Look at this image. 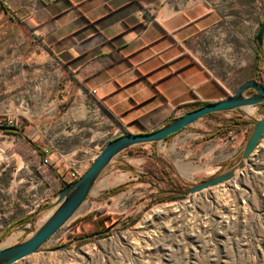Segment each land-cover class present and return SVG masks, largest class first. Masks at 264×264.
I'll list each match as a JSON object with an SVG mask.
<instances>
[{"label":"crops","instance_id":"crops-1","mask_svg":"<svg viewBox=\"0 0 264 264\" xmlns=\"http://www.w3.org/2000/svg\"><path fill=\"white\" fill-rule=\"evenodd\" d=\"M263 2L0 0V42L8 51L0 65H14L20 45L15 29L21 27L27 36L20 45L28 63L25 79L39 83L34 93L40 106L17 107L6 96L0 115L24 118L27 136L49 150L48 165L69 179L71 161L85 169L98 148L126 132H153L190 107L226 99L234 93L231 81L239 88L257 79L254 37ZM144 8L152 9L147 25L139 15ZM13 145L0 149V212L25 211L31 194L39 203L48 190L20 153H8ZM166 151L175 154L172 147ZM173 167L179 173L182 166ZM118 172L121 183L133 181L132 173ZM133 197L131 189L113 195L107 213L128 217ZM29 215L36 218L23 212L3 221L0 235ZM28 226L21 225L23 233Z\"/></svg>","mask_w":264,"mask_h":264},{"label":"rangeland","instance_id":"rangeland-1","mask_svg":"<svg viewBox=\"0 0 264 264\" xmlns=\"http://www.w3.org/2000/svg\"><path fill=\"white\" fill-rule=\"evenodd\" d=\"M261 4V10H264V2ZM15 30L16 39L20 40L21 45L27 36L21 27ZM20 45H15L14 65H0V103L6 96H12L17 107L25 102V107L38 110L39 100L34 89L39 83L26 82L25 67L28 63ZM6 46V43L0 42V57L4 61L8 53ZM255 48L257 59L258 51ZM261 52L263 77L261 79L257 64L256 75L264 84V48ZM229 85L235 93L238 84L231 81ZM247 110L259 118L255 109ZM237 116L235 112L207 116L162 143L137 146L119 155L84 203L87 205L86 211L79 215L76 213L49 240L44 251L15 264H264V139L234 180L187 197L168 196L167 201L156 202L151 210L137 218L135 224L121 230L118 227L120 223L116 224L143 213L159 190L183 189L199 184L221 170L235 166L241 158L236 154L253 128L248 126L240 131L237 127L229 128L228 122ZM15 118L17 121L18 117ZM245 121L241 118V123ZM160 128L158 126L153 131ZM227 128L228 131L224 132ZM14 139L12 136L6 138L0 149L11 145ZM170 147L174 148L175 154L167 153L166 149ZM156 157L168 163L172 169H168ZM173 164L177 168L182 166L179 173ZM139 167L142 170L139 171ZM147 167H155L161 178L172 179L175 183L164 184L151 175L147 177ZM120 170L132 173L133 181L121 183ZM132 170L143 175L139 176ZM106 184L109 187L107 190L104 189ZM119 187H123V191L131 189L134 195L128 203L129 216L125 218L121 213H107L113 196L111 191ZM50 196L53 195L48 188L47 197ZM35 199L31 194V205L25 211L0 212L9 215L8 219H0V224L17 219L23 212L34 214L38 210L34 211ZM100 211L103 213L98 214ZM91 212L96 213L95 217L84 219ZM47 215L40 213L33 218L36 229ZM106 228H112L111 235L106 238L75 241ZM27 231L23 233L21 225L13 224L0 235V249L21 243L35 232ZM72 241L74 243L68 249L54 251Z\"/></svg>","mask_w":264,"mask_h":264},{"label":"water","instance_id":"water-1","mask_svg":"<svg viewBox=\"0 0 264 264\" xmlns=\"http://www.w3.org/2000/svg\"><path fill=\"white\" fill-rule=\"evenodd\" d=\"M254 42L257 51L261 52L264 48V17L255 34ZM247 109H255L259 118L250 114ZM225 112H235L245 119L246 121L240 124L242 127H253L244 145L236 154V157L241 156L239 162L229 169L221 170L214 177L199 184L190 185L183 189H162L156 193V196L168 195L169 198L187 197L234 180L238 171L244 170L247 161L264 139V84L257 79L244 82L235 93L229 95L226 99L208 103L201 108L189 111L156 131L139 134L126 132L122 136L106 143L101 153L79 179L59 191L53 200L38 208L35 216H38L40 213H48V215L35 232L21 243L0 249V264H15L29 256L44 251V246L49 240L88 200L106 170L119 155L137 146L162 143L170 136L178 134L211 114ZM0 131L18 132L19 129L16 127H0ZM156 158L168 169H172L168 163L158 157ZM132 171L139 176L143 175L136 170ZM156 196L152 198L151 203L145 211L137 217H133V220H136L153 208L156 203ZM111 231L112 228H107L103 231L77 238L75 241L92 240L109 234ZM73 243L74 241L60 246L54 249V251L68 249Z\"/></svg>","mask_w":264,"mask_h":264},{"label":"trees","instance_id":"trees-1","mask_svg":"<svg viewBox=\"0 0 264 264\" xmlns=\"http://www.w3.org/2000/svg\"><path fill=\"white\" fill-rule=\"evenodd\" d=\"M144 11H146L147 14L152 16V12H151V8H144ZM257 57H258V71H259V75H261V79L263 77L262 75V68H261V63L263 60V54L262 52H257ZM207 103L202 102L199 105L195 106V107H190L187 109V111H193L196 110L198 108H201L203 106H205ZM220 114V113H219ZM114 118H116L118 121L121 122L120 119L117 118V116H115L114 114H112ZM216 114H211L208 117L214 116ZM24 118H18L17 119V123H16V128L19 129L18 132H3L0 131V144L8 137L12 136L14 137L15 141H14V145H13V151L11 149H8V153L10 155L13 154L14 151H17L18 153H20L26 160L27 162L34 167L37 172L46 180V183L48 185L49 188V192L52 195H56L59 191H61L63 188H65L66 186H68L69 184H72V182H68L66 180H64V177L62 175H60L54 168L52 165H48L45 164V151L44 149L39 146L37 143H35L34 141H32L28 136H27V122L26 120L24 121ZM228 124L230 125V127H237L238 131L244 129L245 127H241V117L237 116L236 119L231 120L230 122H228ZM143 126H145V124H142ZM228 128L226 130H224V132H227ZM172 136H170L169 138H171ZM168 138V139H169ZM133 149V148H132ZM132 149L128 150L131 151ZM127 151V152H128ZM12 159V163H13ZM156 163H158L156 161ZM151 166V165H150ZM168 174V173H167ZM146 176L151 175L154 179H156L158 182H162L164 184L168 183L169 185H173L175 183L174 180L169 179V178H161V176L158 175V171L157 169L152 168V167H147V173L145 174ZM147 176V177H148ZM169 179V180H167ZM169 181V182H168ZM123 191V187H119L116 188L114 190L111 191L112 195L118 194L120 192ZM156 196L153 195L152 197ZM168 198V195H157L156 196V202L157 203H161V202H165L167 201L166 199ZM103 212H105V209L103 210ZM103 212H98V214H102ZM96 215L95 212H91L90 214H88L84 219L86 218H94ZM137 222L136 220H133V218L130 216L122 221L116 222V224L118 225V223H120L119 230L126 228L127 226H129L130 224H135ZM19 225L25 224L28 225L30 224V226L27 227V230H29V232H34L36 230V226H35V222L34 219L32 217V215H29L28 217H26L24 220H21L19 223ZM102 226H105L104 224H102ZM107 229V228H106ZM103 231V230H102ZM111 233L106 234V235H102L97 239H101V238H106L108 236H110ZM83 242H87L86 240H84Z\"/></svg>","mask_w":264,"mask_h":264},{"label":"built area","instance_id":"built-area-1","mask_svg":"<svg viewBox=\"0 0 264 264\" xmlns=\"http://www.w3.org/2000/svg\"><path fill=\"white\" fill-rule=\"evenodd\" d=\"M140 16H142V18L144 19V24L147 25L150 21L153 20L152 16L147 14L146 12L142 11L139 13ZM93 94H96L97 91L93 90L92 91ZM21 104L25 105V102H22ZM17 121L15 117H10V116H0V127H14L16 125ZM105 146V145H104ZM103 146V147H104ZM103 147L98 148V152L91 157L89 164L87 166V168L84 169V166L81 165V163L76 162V161H71L69 163L68 169H69V179L64 177V180L68 181V182H75L77 179H79L87 170L88 168L91 166L92 162L96 159V157L101 153V151L103 150ZM45 154L48 155L49 150L48 149H44ZM45 164H50V160L46 157L45 158ZM55 196H50L47 197L46 196L41 198V201L35 204L34 207V211L37 210L38 208H40L42 205L46 204L47 202L51 201L50 199H53Z\"/></svg>","mask_w":264,"mask_h":264},{"label":"bare ground","instance_id":"bare-ground-1","mask_svg":"<svg viewBox=\"0 0 264 264\" xmlns=\"http://www.w3.org/2000/svg\"><path fill=\"white\" fill-rule=\"evenodd\" d=\"M250 112L252 113L253 112V110H250ZM86 209H87V205L86 204H84L79 210H78V212H77V214L76 215H79V214H81V213H83V212H85L86 211Z\"/></svg>","mask_w":264,"mask_h":264}]
</instances>
